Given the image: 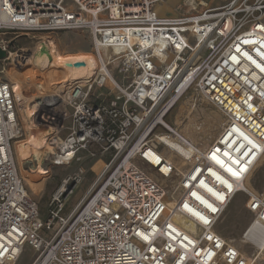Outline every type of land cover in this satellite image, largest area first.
Returning <instances> with one entry per match:
<instances>
[{
	"label": "built area",
	"instance_id": "1",
	"mask_svg": "<svg viewBox=\"0 0 264 264\" xmlns=\"http://www.w3.org/2000/svg\"><path fill=\"white\" fill-rule=\"evenodd\" d=\"M163 3L0 0L6 53L0 74L7 63L25 60L23 49L12 52L14 40L65 31L87 36L98 62L91 82L65 81L41 100L35 120L53 132L48 139L56 153L55 163L52 157L45 163L68 168L83 153L105 157L69 215L60 189L42 215L18 172L14 143L23 130L11 86L0 78V264H18L25 247L26 264H248L218 223L240 193L237 185L264 159V0L220 8L183 0L186 12L173 19L157 12ZM106 75L111 89L102 83ZM190 91L224 118L205 146L166 122ZM166 136L191 150L190 157L169 147ZM213 156L235 159L238 176L227 175ZM82 176L69 174L61 187ZM247 194L252 224L263 226L264 196Z\"/></svg>",
	"mask_w": 264,
	"mask_h": 264
},
{
	"label": "rangeland",
	"instance_id": "2",
	"mask_svg": "<svg viewBox=\"0 0 264 264\" xmlns=\"http://www.w3.org/2000/svg\"><path fill=\"white\" fill-rule=\"evenodd\" d=\"M200 1H202L203 4L209 5V7L211 8H220L227 5L232 0ZM182 2L183 0L174 4V2L164 0V3L160 5L158 9L160 11L159 14L168 19H173L176 16L184 14L186 11L183 9ZM38 37L41 38V41H45L47 43L49 41H52L51 43H53L57 47L58 51L63 57L66 55L78 53L80 51H85L86 53L92 54L89 38L80 32L73 31H65L58 34L36 35V38L34 39H32L31 37L26 39L19 38L11 43L13 48L12 52L17 49H23L24 51L26 50V54L29 51H33L35 47L41 45L37 43L39 42L37 41ZM12 67L22 69V67H17L15 66V64L7 63L5 65L4 72L0 74V78L10 86L12 85L13 81L8 74V71ZM26 88L29 89L26 92L27 95L37 93L31 87L28 88V85L26 86ZM41 104V100L36 101L38 109L41 108ZM37 115L38 113H36L35 118L37 117ZM41 115L42 114L40 113L39 116ZM35 118L34 121H36ZM19 119L21 127L23 129V116H21L20 112ZM166 122L180 136L188 139L190 142L196 145L205 146L216 138L224 123V118L214 107H212L195 93L190 91L169 113L166 118ZM35 123L39 124V120H37ZM23 131L24 137L19 141H23L25 139L26 132L24 129ZM164 142L172 149L177 150L183 156L187 158L190 157L191 153L189 149L182 147L177 138L166 136ZM98 150L99 149H92L91 151L97 152ZM44 159L41 165H39L37 162L27 160L22 166L25 171H28L31 174L37 172L39 177L47 175L45 184H43V181L35 179L34 175L27 178L25 183L27 189L32 192V197L38 202L42 215H45L48 203L51 200V197L57 192V190L60 189L62 181L69 174L77 173L79 171L83 172L81 181L79 183L69 184L66 188V193L63 195L65 203L63 212L67 216L69 215L70 211H72L79 204L84 196V193L87 191L88 187L92 184L96 176L99 174L105 162V157L103 158V156L99 155L98 153L96 157L92 158L87 153H83L81 156V161L79 163L73 164L68 168H57L51 165L49 166V163H45L47 161V156ZM172 161L180 167V165L177 163L179 160H177L176 157L173 158ZM15 162H17L16 154ZM17 167L18 172L21 176V168L18 165ZM245 187L247 191L240 192L236 196H234L230 204L224 210L222 217L218 223V230L221 232L223 237H225L227 240H230L243 255L245 254L249 264H264V253L261 254L259 252V247L254 243H250L242 238V235L245 234L244 231L248 229L250 223L253 220L252 215L245 208L248 201L247 192L253 194H261L264 196V159L246 178ZM30 254V249L28 247H25L24 254L18 264L29 263L31 257Z\"/></svg>",
	"mask_w": 264,
	"mask_h": 264
},
{
	"label": "bare ground",
	"instance_id": "3",
	"mask_svg": "<svg viewBox=\"0 0 264 264\" xmlns=\"http://www.w3.org/2000/svg\"><path fill=\"white\" fill-rule=\"evenodd\" d=\"M40 42L41 46H37L35 49L33 48V51L23 54L25 60L18 66L22 67V69L12 67L9 69L8 74L13 81L11 85L13 97L21 116H23V129L26 132V136L23 141L19 140L24 137V131L23 137L14 143V151L17 160L16 163H18L17 165L21 168H19L21 177L24 179L25 183L27 178L34 175L35 179L41 180L43 181V184H45L47 175L39 177L37 172L31 174L22 168L27 160L37 162L41 165L46 156L47 159L52 157L53 162L55 163L54 157L56 153L49 142L50 140L48 139L53 132H51V129L39 127L38 124L34 122L36 111L40 113L43 110L42 107L38 109L36 101L54 95V92L59 91L61 85L65 81L74 80L82 85L91 82L92 78L99 70V66L93 54L80 51L63 57L57 47L51 43L52 41H49L48 43L45 41ZM21 52L26 53V50H22ZM110 73L114 79H119L118 76L114 75L111 71ZM102 83L108 89H111L113 86V82L109 75L104 77ZM27 85L28 88L31 87L37 93L27 95L26 92L29 90L26 88ZM55 105L56 107L59 106V102ZM189 151L191 153V150ZM173 158L175 157H172L171 161ZM213 159L215 163L221 167L225 173H227V175L233 178L238 176V172L236 170L237 161L235 159L230 158L228 162H224L216 156H213ZM177 163L180 165V169L184 167L182 162L178 161ZM50 165L52 166V164ZM239 169L240 171H246L247 167L240 163ZM245 181L240 182L237 185L240 192L247 191ZM59 192L61 193L56 194L64 195L66 192L64 186L60 188ZM248 202L249 201H247V203ZM225 209L226 207L224 210ZM224 210L222 211V214ZM251 224L252 222L248 227L249 230L246 229L244 231L246 232L248 230L245 235H242V238L257 245L259 247V252L262 254L264 253V225L262 226L258 223ZM221 236L223 237L222 234ZM223 239L235 247L230 240H227L225 237H223ZM243 256L246 258L245 254Z\"/></svg>",
	"mask_w": 264,
	"mask_h": 264
},
{
	"label": "water",
	"instance_id": "4",
	"mask_svg": "<svg viewBox=\"0 0 264 264\" xmlns=\"http://www.w3.org/2000/svg\"><path fill=\"white\" fill-rule=\"evenodd\" d=\"M6 53L0 49V61L5 59Z\"/></svg>",
	"mask_w": 264,
	"mask_h": 264
},
{
	"label": "crops",
	"instance_id": "5",
	"mask_svg": "<svg viewBox=\"0 0 264 264\" xmlns=\"http://www.w3.org/2000/svg\"><path fill=\"white\" fill-rule=\"evenodd\" d=\"M181 0H169V2H174V4L180 2ZM159 8H157V12L160 13V11L158 10Z\"/></svg>",
	"mask_w": 264,
	"mask_h": 264
}]
</instances>
